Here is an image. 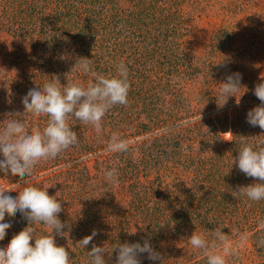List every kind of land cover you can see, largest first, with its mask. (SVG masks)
Instances as JSON below:
<instances>
[{
  "label": "trees",
  "instance_id": "obj_1",
  "mask_svg": "<svg viewBox=\"0 0 264 264\" xmlns=\"http://www.w3.org/2000/svg\"><path fill=\"white\" fill-rule=\"evenodd\" d=\"M117 1L0 0V34L15 43L13 47H0V66H6L12 71V76L8 74L11 83L15 81L16 85L21 87L18 91H8L2 87L0 81V123L7 119L8 113H23L22 97L29 89L42 87L53 75L59 76L62 85L75 82L86 86L87 80L78 78L82 75L79 71L70 72L78 60V54L80 58L93 59L90 74L97 73L106 77L116 76L117 66L121 62L127 66L129 75H136L145 69L146 64L153 67L155 59H163L161 53L145 54L142 60H133L137 66L133 69L130 56L123 57L124 54L121 53L124 46L127 51L128 46L132 50H144L152 45L147 42V36L152 35V31L158 27H154L146 19L151 18L147 13L157 0H152L151 5L146 4L140 12H137L135 0H125L128 4L125 8L120 7ZM160 3L167 5L164 0H160ZM122 35H125L127 40L123 43ZM62 54L69 59H60ZM157 61L156 64L160 65ZM90 81H94V78ZM22 90L23 93L20 94ZM206 97V102H215L209 99L210 96ZM156 98L157 95L146 97L140 83H133L128 93V104L116 105L106 113L100 133H97L94 127L87 129L88 125L70 115L68 124L77 133L78 145L63 151L55 159L41 161L35 166L32 174L23 179L10 173L5 176L0 172V179L4 184L8 183L9 188L14 189V184L21 183L23 186L25 180L29 186L38 187L34 182L39 176L44 181H49L55 175H66L65 178L62 177L64 182L59 183L61 191L48 193L50 196H56L62 203L64 210L59 214V219L69 226L67 230L71 233V236H56V242L75 253L77 259L79 256H88V251L91 250V245L85 249L79 241L96 230L98 235L92 243L96 244V239L100 237V242L96 245L104 246L107 250L105 259L110 258L111 261L107 264H114V250L119 243H143L144 239H148L156 251L168 255L167 258L171 257L172 260L168 263L165 261V264H186V260L196 257L198 252L202 251L193 248L189 243L188 238L193 232L204 237V232H207V238L211 241L213 230L217 226L223 228L224 225H234L239 232L241 227L256 217L257 209L254 208L258 207L255 206L257 202L246 197L235 199L231 195L237 188L234 181L223 180L227 175L226 170L229 168L231 172L234 167L230 164L233 162L230 151L238 153L243 139L252 137L251 131L240 128V133L233 135L229 141L221 132L215 131V124H210L212 127L206 138V135L202 134L205 123L202 117L191 125L186 124L188 129L182 128L181 121L162 126L163 120L155 117V113H160L157 112L159 108L170 113L169 110L179 102L171 97L173 101L166 102L164 107L163 104H157L160 101ZM133 99L134 103H137L135 108L143 109L145 116L142 113L137 116L135 109L129 111ZM170 115L173 113L171 112L169 117ZM18 119H22L29 130H42L49 117L26 113ZM206 122L214 123L213 119L209 118ZM2 127L0 124V128ZM175 127L182 129L168 140L161 141V135ZM113 133H118L130 142L127 152L112 153L107 150ZM201 139L204 143L213 141L210 152L202 148L205 146L201 144ZM132 155H137L133 162ZM0 159H3L2 155ZM90 162L101 165L105 171L117 169L124 184L131 182L132 177L134 180L137 178L127 202L122 199L121 193H117L124 189L123 185L116 191L103 195L99 206L87 191L89 186L86 183L84 186L78 184L81 169L85 170L86 174L90 173ZM170 162H174L173 168L176 169L177 175H180L181 167L182 171L190 176L189 182L179 184L180 179L175 177L173 185L162 187V184H155L150 180L151 169ZM167 171L168 165L162 169V173ZM238 173L239 178H243V174L239 171ZM216 175H219V178L215 181ZM160 178L163 177L159 175L156 181ZM175 186L179 188L175 189ZM115 195L119 196V201L115 199ZM174 202L178 208L170 209ZM258 205L261 206V201H258ZM119 227L122 229L118 230ZM103 228L109 230L108 242L101 240L99 232ZM36 231L39 233V230ZM132 232L135 233L131 234ZM160 241L167 249L162 248ZM141 261L142 264H152L146 254L141 256Z\"/></svg>",
  "mask_w": 264,
  "mask_h": 264
},
{
  "label": "rangeland",
  "instance_id": "obj_2",
  "mask_svg": "<svg viewBox=\"0 0 264 264\" xmlns=\"http://www.w3.org/2000/svg\"><path fill=\"white\" fill-rule=\"evenodd\" d=\"M151 1L135 0L137 12L142 11L148 3L151 5ZM117 2L120 7L125 8L128 6L125 0H118ZM157 2H154V5L147 13L152 19H146L147 22L150 21L151 25L158 27L152 31V35L147 36V42H151L152 45L145 47L144 50L140 48L132 50L128 46L126 51L125 46L123 48L120 47L122 48L121 53L124 54L122 55L123 57L130 56L132 60L130 64L133 69L137 67L133 60H142L145 54L155 55L161 53L160 56H163L160 61H157V59L153 61V67L146 64L145 69L141 73L129 75L132 78L129 79L131 81L130 85L140 83V87L143 88L146 97L157 95L158 99H156L160 101L157 104H163L165 107V103L173 101V98L179 102L173 109L169 110L170 113H173L172 116L170 115L169 117L170 113L160 108L157 111L160 113H155L157 116H154L163 120L162 126H166L167 123L171 125L173 122L181 121L182 128L185 127L187 129L188 125L198 121L201 116L205 122L203 123L202 128L204 131L202 134L206 135V138L209 135L208 131L212 127L210 124H215V131L221 132L225 136L224 138L229 141H231L233 135L240 133V128H246L251 131L252 137L243 139L241 142L242 146L244 143L255 144L259 140L264 139V130L259 127H252L246 122L248 110L260 104L253 90L255 85L261 82V76H264V0H164L167 5L160 3V0H157ZM121 39L122 43L127 41L125 35H122ZM14 44V40L11 41L7 36L0 34V47H13ZM77 58H80V54L77 55ZM156 61L160 65L156 64ZM219 62L224 66H219L217 64ZM75 71H79L82 74L78 78L82 77L87 80L86 86L94 78L90 72L84 73L73 66L70 72L74 73ZM232 73H240L242 77V87L235 94L237 98L242 95L240 103L237 106L236 98L230 97L224 107L214 109L221 102L218 97L222 83L225 82L226 76ZM8 74L10 76L13 75L12 71L1 65L0 81L2 87L8 91L10 89L21 90V87L16 85L17 82L13 81L11 83ZM152 92H157V94ZM22 93L23 90L20 94ZM207 95L210 96L209 99L215 100V102H206ZM134 99L129 106V111L135 109L134 113L137 111V116H141V113L145 116L146 112L143 109L135 108L137 103H134ZM208 118L213 119L214 123H207L206 120ZM176 124L178 125L179 123ZM92 127V125H88L87 129ZM182 128L175 127L171 129L172 132L171 130L164 132L161 135V141L168 140L170 136H174ZM202 140L201 144L205 146L202 148L210 152L211 147L214 145L213 141L204 143ZM229 154L233 159L238 155V153L235 154L231 151ZM209 156L212 155L209 154ZM136 157L137 155H132V162ZM173 164L174 162L164 163V165L162 164L156 169H151L150 180L154 181L155 184H162V187L173 185L175 177L180 179L179 184L189 182L188 177L190 178V176L185 174L181 167L179 168L180 175H177ZM230 164L235 168H231V172L228 168L225 172L227 175L223 180L227 182L234 181L235 186H247L258 182L253 178L245 177V174L241 173L238 167L235 164L233 165V162ZM167 165L168 171L163 174L162 169ZM238 171L243 174V178H239ZM89 172V174H86L85 170H80L81 176L78 184L84 186V183H86L89 186L87 191H89L90 196L92 199L94 198L99 206H101L100 201L103 199V195L116 191L121 185H123L124 189L117 193H121L122 199L127 202L131 189L137 182V178L134 180L132 177L131 182L124 184L125 182L118 175V182L115 184L110 183L105 179V168L93 162L89 163ZM232 172H234L233 175ZM159 175L163 178L156 181ZM65 176L55 175L49 181H44L39 176L34 183L39 188L49 187L47 191L58 193L61 191V184L59 185V183L64 182L63 178ZM218 178L219 175H216L215 181ZM7 184H4V181L0 179V187L7 189L9 188V184ZM17 184H14L15 188ZM176 184H178L177 181ZM178 188V186H175V189ZM10 195L16 196L18 193L12 192ZM213 196L215 197V192ZM115 199L117 201L120 200L117 195H115ZM176 205L177 203L174 202L170 209H177ZM255 206H258L254 208V210L257 209L255 219L241 227L239 232L236 231V226L234 225L232 227L223 226V229L228 230L223 232L229 235V242L234 246L236 253L234 256L227 258V264H264V246L260 244V241L264 239V226L261 225V221H264V200H261V206L258 205V202ZM9 220L12 226L7 230L5 239L0 241V247H6L15 234L28 226V222L22 218L20 213H17L14 218H9L6 215L5 221L8 222ZM31 226L39 230L40 234H47L50 231L43 224ZM120 229L122 227L118 228V230ZM97 230L99 231V229ZM65 231L67 232L65 234L71 236L67 229ZM108 231L105 228L100 230L101 240L109 241L110 238H107ZM111 233L112 231H110V235ZM240 233H246L248 236V239L243 244H239L238 234ZM204 235L205 238L208 237L207 232H204ZM207 239L209 240V238ZM99 242L100 237L96 239V244H99ZM160 245L162 248L167 249V246L161 241ZM68 251L71 257L70 264H89L90 258L88 256H79L80 258L77 259L74 256L75 253ZM163 256L165 260L162 264H165V261L168 263V261L172 260L171 257L167 258L168 255ZM111 259L114 261L113 258ZM106 262H111L110 258L106 259ZM150 262L152 264H160L159 261ZM185 262L186 264H207V259L203 251H200L196 257H190Z\"/></svg>",
  "mask_w": 264,
  "mask_h": 264
},
{
  "label": "clouds",
  "instance_id": "obj_3",
  "mask_svg": "<svg viewBox=\"0 0 264 264\" xmlns=\"http://www.w3.org/2000/svg\"><path fill=\"white\" fill-rule=\"evenodd\" d=\"M60 59H69L61 55ZM92 60L79 58L74 67L84 73L91 71ZM219 66H224L217 63ZM94 81L84 86L81 83H60L58 75H53L43 86H36L22 97L24 112L8 113L7 119L0 123V172L7 176L25 178L32 174L35 166L41 161L57 158L63 151L79 143L77 133L68 124L69 116H74L85 125H92L97 133L102 131V120L106 113L116 105L128 104L130 90L129 72L127 66L121 62L117 66V75L106 77L102 74L92 73ZM241 74L232 73L226 76L225 82L219 91V107H224L230 97L236 98L237 106L242 97L235 95L242 87ZM261 82L255 85L254 95L260 104L248 110L246 122L252 127L264 130V76ZM245 93V92H244ZM243 93V94H244ZM26 113L33 116L49 117L46 126L41 130L32 128L29 130L22 119ZM201 120V116H200ZM130 142L122 138L118 133H113L107 144V150L112 153L127 152ZM245 174L253 178L255 183L247 186H237L231 195L239 200L246 197L250 201L264 200V139L255 144L244 143L233 159V165ZM105 179L110 183L118 182L117 169L112 168L104 173ZM17 184L14 188L0 187V241L5 239L7 230L12 226L11 221H5L6 215L14 218L20 213L28 222V226L15 234L6 247H0V264H70V252L56 242V236H65V229L69 226L59 219V214L64 210L62 203L56 196H50L47 189ZM17 192L12 196L10 193ZM43 224L50 231L40 234L31 225ZM264 226V221H261ZM217 226L212 233L210 241L203 235L195 232L188 238L193 248L203 251L207 264H227V258L234 256V246L229 242L230 237ZM132 232L131 234H134ZM98 235L93 230L85 236L79 244L87 249L90 258L89 264H107L105 256L107 250L104 246L92 243ZM239 244H243L248 236L246 233L238 234ZM34 241V243H32ZM264 246V239L260 241ZM114 264H142L141 256H147L149 261H164L163 255L156 251L148 239L143 243H119L115 248Z\"/></svg>",
  "mask_w": 264,
  "mask_h": 264
}]
</instances>
